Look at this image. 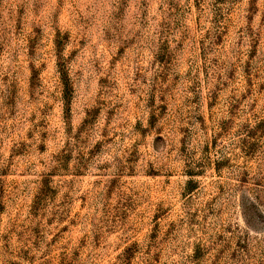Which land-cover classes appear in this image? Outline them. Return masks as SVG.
Returning a JSON list of instances; mask_svg holds the SVG:
<instances>
[{"label": "rangeland", "instance_id": "rangeland-1", "mask_svg": "<svg viewBox=\"0 0 264 264\" xmlns=\"http://www.w3.org/2000/svg\"><path fill=\"white\" fill-rule=\"evenodd\" d=\"M0 264H264V0H0Z\"/></svg>", "mask_w": 264, "mask_h": 264}]
</instances>
